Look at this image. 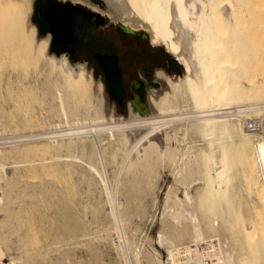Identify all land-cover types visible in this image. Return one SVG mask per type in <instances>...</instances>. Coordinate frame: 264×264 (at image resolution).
<instances>
[{
    "label": "bare ground",
    "instance_id": "6f19581e",
    "mask_svg": "<svg viewBox=\"0 0 264 264\" xmlns=\"http://www.w3.org/2000/svg\"><path fill=\"white\" fill-rule=\"evenodd\" d=\"M72 1L90 7L97 17L100 13L102 22L109 18L123 19L122 16L128 14L133 24L138 23V27L145 29L153 46L163 47L181 65L183 74L172 77L157 69L154 77L161 90L159 93L156 89L148 90V110L142 111L144 107H140L134 99L129 102L128 117H119L115 121L114 111L106 106L103 97L89 93L91 87L100 92L101 84L96 85L91 71L83 63L74 62L69 52L65 53L59 45L61 41H69V22L60 19V15H65L64 7L58 9L55 1L40 0L36 11L33 0H0V56L2 58L8 51L10 57H19L21 67H37L33 82L27 85L38 81L42 87H47L42 89L43 97L53 93L55 104L50 108L55 109L57 117L55 124L49 125L47 130L14 137L22 138L23 141L19 142L23 143L46 141V149L63 147L66 152L79 151L82 157L79 159L86 171L101 186L100 193L105 198L103 205L108 206L106 213L114 224L113 230L120 243L118 247L116 245V250L123 264H235L233 250L227 252L226 242L223 244L216 236L223 228L229 229L231 237L234 235L233 242L242 252L237 264H260L264 259V136L247 130L245 120L254 114L260 115V119L264 116V42L260 41L264 39V0ZM35 12L40 28L32 20ZM126 19L124 23L127 24L130 20ZM138 24L130 26L135 28ZM5 57L2 59L5 60ZM25 70L11 74L14 82L18 77H26ZM11 75L9 80L13 79ZM11 83L8 81L7 85ZM90 116L93 117L90 125L79 121ZM261 131H264L263 122ZM170 132L173 133L171 136H181L179 145H184L183 149L170 147ZM19 142L0 143L1 146L13 145L8 146L5 152L0 148V155L4 153L3 156L12 157L35 150L27 146L24 152H20L15 145ZM104 142L108 153L103 148ZM68 154L65 157L71 162V158L75 157ZM166 159H170L177 177L186 180L194 175V178L181 185V192L178 187L180 196L168 191L164 199L163 212L160 213L163 221L156 239V244L166 255V262H163L158 251L152 249L147 252L145 249L146 252H140L134 241L127 238V219L123 218L122 210L127 205L123 201V191L129 189L132 179L138 176L139 167L163 163ZM45 165L48 167L42 163L32 167V170L41 168L40 171ZM234 166L241 167L240 183L252 197L250 203L242 204L244 208L239 200L232 198L235 177L231 168ZM30 168L24 166L14 170V173L23 175ZM53 168L58 169L56 166ZM38 185L28 177L20 182L8 179L4 165L0 164V216H7V220L11 214L14 216L13 213L23 214L38 201H52L53 190L49 187L39 189ZM192 187L195 188L194 193ZM72 203L75 210L74 215L71 214L73 222L63 226L66 224H62V219V226L57 225L61 227L56 228L54 237L52 235V243L49 245L48 241L45 244L58 246L55 250L51 249L52 253L60 252L70 241L85 236L86 228L80 221L81 197L77 195ZM68 205L65 204L64 208L72 207ZM63 206L61 209L65 211ZM17 217L19 219L15 224L18 231L24 230L19 238L20 245H33L34 248L21 251L22 259L11 258L9 264H33L34 249L39 253L43 247L39 242L40 245L28 243V239H36L38 220L37 225L35 218ZM45 250L43 255L49 256L44 254ZM60 253L54 264H70L69 254ZM0 264H5L1 251Z\"/></svg>",
    "mask_w": 264,
    "mask_h": 264
},
{
    "label": "rangeland",
    "instance_id": "374dc122",
    "mask_svg": "<svg viewBox=\"0 0 264 264\" xmlns=\"http://www.w3.org/2000/svg\"><path fill=\"white\" fill-rule=\"evenodd\" d=\"M39 1L40 0H33V3L35 2L34 8L36 11L39 7ZM52 1H55V4L57 5L59 4L64 7L65 16L70 17L71 15H75V17L72 19V22L68 20L69 27H70V31H69L70 42L66 43V42L61 41L59 42V45L64 49L65 53L68 52L69 51L68 49L70 48L72 50L71 59L74 62L83 63L84 66L91 71L93 80H95V83H97L96 85L101 84L100 86L102 87L100 88V92L98 91L99 93L97 92V89L94 87L95 85H93V87L96 90L92 89L91 87L89 89V93L93 94L94 92L95 94H97L96 96L101 97V98L103 97V100H104L103 102L106 103V106L109 109L110 108L113 109L114 114L116 116V119L114 117L115 121H117L119 117H122V118L128 117V105H129V102H131L130 98L132 97V95H134V99H136L138 105L140 107H144V110L142 111L148 110V100H147L148 95H149L148 90L150 91V89H156L158 93L161 90V87L157 84V81L155 80V77H154V73L151 70L149 71L148 81L144 85V88L139 87L136 89L137 90L136 92L131 91L132 94H129L125 98L123 106L118 107L108 92V89L104 82V77H103L102 72L95 67L94 62L90 58L86 60L83 58V56H86L87 54L91 55L94 51H96L95 46H93L94 47L93 51H91L87 47L90 41L100 42V44H102L101 46H104V47L109 45L111 47V50H113L115 53H118L120 55V59L118 63L122 67V73H123L122 81H123L124 86L128 87L130 82L134 84L135 78L140 75L139 72L141 70H144L145 68V62H143V59L145 58L144 54L145 56L151 55L152 53H154V50L156 48H160L164 50L165 52L166 50L161 46H153L149 41V35L145 31V29L142 26L138 27L140 26V24L135 23L138 25H136L135 28H131L130 25L131 24L135 25V24H133V22L131 21L130 19L131 17L130 18L129 16L127 17L128 14H126V16L125 15L122 16L123 19L118 18V17L116 19L109 18L106 22H102L100 19L102 15L98 13V17L100 16L98 18L97 16L92 14V9L90 7H87L82 4H75L72 0H52ZM57 5H55V7ZM35 16H36V12L34 16H32V20L36 24V26L40 28V24L36 21ZM124 17L125 19L129 18L128 20H130L127 22V24L124 23V20H125ZM58 23L61 24L60 22ZM119 29H121L122 31L124 30L126 31L122 33L120 32ZM74 33H77L76 34L77 36ZM42 35L43 34L40 33L41 37ZM261 40L262 42H264V39H260V41ZM66 46H68V48ZM6 50H8V48ZM124 50L126 51L124 52ZM97 51H102V49L99 47ZM1 53L3 52L1 51ZM5 53L8 54L7 56V54L3 53L4 55L2 56V58H4L5 56L8 57V58L5 57L6 58L5 60H3L0 56V58L2 59V60L0 59V136L3 137L2 138L3 141L0 143H4V142L8 143L9 141L19 142V140L23 141L22 138L20 139L16 137L22 136V135H29L31 133L47 130L49 125H54L55 122L57 121L55 109L50 108V105L55 104V101L53 99L54 98L53 93L43 97L42 89L44 88L46 89L47 87H45V85H43L44 87H42L38 81L37 83L32 84L31 86L27 85V83L33 82V76L36 72L37 67L36 66L34 67L33 65H28L26 67L24 65L23 67H21V65L18 63L19 57L14 58V56H11L13 59H15L13 60L11 59L8 51L7 52L5 51ZM172 59L176 61L173 57ZM155 61L157 63H161L162 59L156 58ZM176 63L180 65L177 61ZM22 69L26 71L25 72L26 77L25 78L18 77L17 79H15V82H14V78L11 74H13V72L20 73L22 72ZM182 74H183V68L181 67V72L179 73V75L170 74V76L175 77V76H181ZM9 75H11L13 79L9 80L8 79ZM8 81L10 83L12 82L10 86L7 85ZM140 93L142 94L141 95L142 101L139 100ZM46 117L48 119H46ZM253 117L260 119V115L254 114V115H251L250 118H253ZM261 120L263 122V128H264V116L261 117ZM79 121H81L82 123L86 125H90L91 123H93V117L91 116L86 117L85 119H80ZM263 132L264 131H260L259 135L264 136ZM172 134L173 133L170 132V136ZM25 139L26 138H24V140ZM180 140H181L180 135L171 136V139L169 141V145L171 144L170 147L175 150L183 149L184 145H179ZM34 143L35 144L19 142L15 144L16 146H18L17 150L20 152H24L27 146L34 147L35 150H30V152L28 153L18 155V156H12V157L3 156L4 153H2L0 155V164L4 165V170L6 172L7 178L14 182H18V181L20 182V180L22 181L26 177H28L31 180L38 182L40 184V186L38 185L39 189L41 188L44 189L46 187L47 188L49 187V189L53 190V193L50 196L52 198V201L50 199L44 200V202L42 201L43 203H41V201H38L37 205L32 206V208H27L26 209L27 211L23 212V214L22 212L20 214L13 213L14 216L11 214L12 216L11 215L8 216L10 224L8 223V219L5 220L7 216L4 217V215H1L4 219L0 216L3 219V224H1L2 233L0 232L1 234L0 251L2 253V261L5 264H9V261L11 260V258L12 259L16 258L15 260L22 259V252L25 249H30L33 246V245H28V247L27 246L23 247L22 245H20L21 242H19V238L23 234L24 230L18 231V228H17L18 226L16 225L19 219V217H17L18 215L20 216V218L24 216V218L26 219L27 217L28 220L29 218H31L32 220H34L33 218H35V222L38 220L37 222L39 223V226H40V227L38 226L39 231L37 230L38 232H36L37 233L36 239H31V240L28 239V243H35V242L38 243L39 242L40 244H42L41 246H43L42 248L39 249V253H37L38 252L37 249H34L33 255H32V259L34 261L33 264H37V263L38 264H54L56 263L55 259L60 257L59 256L61 255L60 252H66L67 254H69L70 264H74V263L75 264H95V263L96 264H116V263L123 264L121 261L122 259L120 258V254L116 250L117 249L116 245L118 247L119 246L118 244L120 243L118 242L119 239H117L118 236L113 230L114 224L107 215L108 206L103 205L105 202V198L103 195L101 196L102 194L100 193L101 186L99 185V182H97L98 180L97 179L93 180V178L89 175V172L86 171V168L81 163L82 160L79 159V157L81 156L79 151L71 150L70 152H66L63 147H60L56 150L46 149L47 148L46 141H43L41 143H38V142H34ZM104 143H103V148L106 149L107 144L106 142ZM196 144H198V142ZM2 145L3 146L0 145L2 152H5L8 146H13L12 144L11 145L2 144ZM105 152L108 153V150L106 149ZM67 153H70L71 157H75L76 159L77 158L78 159L74 160L75 158H71L72 160L70 162V159H67L65 157ZM28 163H31V164H28ZM42 163L47 164L48 167H46L45 165V168L40 171L39 169L41 168L34 169L37 172L32 170L33 169L32 167L39 166ZM62 163H64V165H62ZM69 163H70V166H69ZM76 163H78L79 165ZM24 166L31 167L30 169L32 171L30 170L31 171L30 172L29 170H27L26 172L28 175L26 173L23 175L21 173H18V174L14 173V170L22 169ZM41 166H44V165H41ZM55 166L58 169L55 170V168H53ZM240 168H241L240 166H234L231 168L234 174V177H235L233 180L232 198L233 200L235 199L234 201L239 200L241 207L244 208L242 204L250 203V201L252 200V197L251 195H248L246 193L244 185H241L240 183V179H241V174L239 172ZM62 169L63 170L65 169V171H61ZM60 171L61 173L59 174ZM68 173H69V176H68ZM62 176L64 179L62 178ZM71 176L74 179H72ZM88 177L89 179H87ZM76 178L77 180L75 181ZM84 178L85 180H83ZM193 178H194V175L188 176L186 180H182L179 177H177L175 168L171 165L170 159H166L165 162L163 163L157 162L154 164H146V165L144 164L142 165V167H139L138 176L132 179V181L130 182L129 189L125 188L123 191V194H124L123 201L127 203L125 207L128 208L130 213H128L127 209L124 207L122 210V216L123 218L127 219L125 230H128V232L125 231L126 236L129 240L132 239L134 241L135 246L139 247L140 252H146V251L151 252L150 250L154 249L155 251H158L162 255V258H161L162 261L166 262L165 252L162 249H160L158 245L156 244L157 243L156 239L158 235L157 233H159V231L161 230L160 227L162 226V221H163V219L161 218L162 215L160 213L163 212L162 207L164 205V201H165L164 199L168 191H171L173 195L180 196V192L183 189L182 186L189 183V181L192 180ZM140 179L142 180V182ZM44 181L46 184L43 183ZM86 181H88L89 184L88 183L86 184ZM138 182H140L141 185ZM80 185H83V186H80ZM78 188H80L79 191H78ZM178 189L180 192L178 191ZM194 189L195 188L192 187L193 193H194ZM65 194H66V197H64L65 199L64 200L63 196H65ZM55 195H56V199H55ZM77 195L81 197L80 221L82 223L81 222L80 223L82 224V226L85 225V227L83 226L84 228H86L85 236L84 238L80 237V238H77L76 240H73L72 242L71 241L69 243L67 242L68 243L66 244L67 247L64 245L63 248L60 249L61 250L60 252L53 251L52 253V250L53 249L55 250V248L58 246H54V245L45 246V244L46 242L48 243V241H49V245L52 243L51 240L55 236L56 228L61 227L62 224H66L63 226H67L68 224L70 225L73 222L72 216L74 215L75 210L73 208V203L71 204V202L74 201V198ZM60 199L62 200L61 202H60ZM63 201H64V204H63ZM60 203H62V205L59 207ZM101 203L103 206L101 205ZM42 204L46 207H43ZM65 204L67 207L69 206L68 204L72 205V207L70 206V208H72L71 209L72 211L70 210V208L68 209L67 207L64 208ZM62 206L64 209H66L65 211L61 209ZM46 209L47 210L49 209V210L47 211ZM60 209L62 210V214L60 212L61 211ZM57 210H60V211L57 212ZM42 211H44L43 213H45L46 215H44ZM49 214L51 216H49ZM127 214L129 216H127ZM58 217L59 218L61 217V219H59ZM53 219H54V222H53ZM56 219H58V221ZM62 219H63V223H62ZM48 220H51L52 223H54L55 225H52L51 221H48ZM6 221L8 223V226H7ZM37 222L36 224L38 225ZM45 222H47L48 225ZM40 223H42V226H44V224L45 226L47 225V227H42ZM14 224L16 225V228ZM57 225H61V226H57ZM50 229H52V231H50ZM107 230L109 232H107ZM228 230L227 228L226 229L223 228L219 231L218 234H216V236L220 239V241L223 244L226 242L225 243L226 248L225 247L224 248L227 250V252H230L233 250L234 256H235L234 257L235 264H237L239 259L242 258V252L241 250H238L240 248L237 245V243L233 242L234 235L233 237H231L232 234ZM2 236L4 237L3 238L4 240L1 239ZM223 237H226V238L224 239ZM144 240L147 242H145ZM24 241H27V239H25ZM75 241L78 243L74 244ZM17 242H19L18 243L19 245L17 244ZM70 243H72V246ZM68 245H70L72 248ZM22 247L24 248L23 250H22ZM134 247L132 248V250H134ZM45 248L49 251L45 250ZM18 249H21V250H18ZM44 250L46 252L44 254L45 255L48 254L49 256L43 255ZM72 252L74 253L72 254ZM50 260H54V261L50 262ZM70 261L71 262L74 261V263L73 262L71 263ZM119 261L121 263H119ZM21 263L22 262H20V264ZM260 264H264V259L261 260Z\"/></svg>",
    "mask_w": 264,
    "mask_h": 264
},
{
    "label": "water",
    "instance_id": "95a60500",
    "mask_svg": "<svg viewBox=\"0 0 264 264\" xmlns=\"http://www.w3.org/2000/svg\"><path fill=\"white\" fill-rule=\"evenodd\" d=\"M58 9L63 7L61 5H57ZM75 17V15L68 16H62L60 15V19L64 21H71ZM126 31V30H124ZM95 58L98 61L99 66L102 68L104 72L105 77V84L108 89V92L114 100L121 101L123 97V90L121 88L120 78H121V72L120 68L117 66V59L114 54L112 55H99L95 56ZM103 63L104 65H102ZM107 69V70H106ZM153 83V82H152ZM132 101H135L134 99Z\"/></svg>",
    "mask_w": 264,
    "mask_h": 264
},
{
    "label": "flooded vegetation",
    "instance_id": "af4514ba",
    "mask_svg": "<svg viewBox=\"0 0 264 264\" xmlns=\"http://www.w3.org/2000/svg\"><path fill=\"white\" fill-rule=\"evenodd\" d=\"M75 35L77 34V33H74ZM77 36V35H76ZM68 42H70V37L68 38ZM67 48H68V46H66ZM63 49V48H62ZM64 50V49H63ZM69 51V54L71 55V49L69 48L68 49ZM65 52V51H64ZM68 52H66V53H68ZM112 54H114L118 59H119V57H120V55L118 54V53H115L113 50H111V51H99V52H97V51H95V52H93L91 55H89V54H87L86 56H83V58L84 59H86V60H88L89 58L94 62V65H95V67L98 69V70H100L101 72H102V74H103V77H104V72H103V70H102V68L99 66V64H98V61H97V59L95 58V56H101V55H112ZM117 66L122 70V67L117 63ZM122 73V72H121ZM139 76H137L136 78H135V82H134V84H132V82H130L129 83V86L128 87H125L124 86V84H123V81H122V76H123V73H122V75H121V78H120V83H121V88H122V90H123V97H122V99H121V101H118V100H114L113 98V100H114V102H115V104L118 106V107H122L123 106V104H124V101H125V98L129 95V94H132L131 93V91H137L136 89L137 88H139V87H143L144 88V85L147 83V81H148V74H149V71H147L145 68H144V70H141L140 72H139ZM142 76V77H141ZM104 82H105V77H104ZM134 99V95H132V97L130 98V101H132Z\"/></svg>",
    "mask_w": 264,
    "mask_h": 264
},
{
    "label": "crops",
    "instance_id": "0c3cea01",
    "mask_svg": "<svg viewBox=\"0 0 264 264\" xmlns=\"http://www.w3.org/2000/svg\"><path fill=\"white\" fill-rule=\"evenodd\" d=\"M156 58H161L162 62L157 63ZM143 62H145V69L147 71H152L155 73L157 69L162 70L165 74L169 75L164 69H168L172 72V74H179L181 72V68L176 64L171 56H168L166 52L160 48H156L154 53L148 55L144 58ZM148 68V69H147Z\"/></svg>",
    "mask_w": 264,
    "mask_h": 264
},
{
    "label": "built area",
    "instance_id": "2783aa9c",
    "mask_svg": "<svg viewBox=\"0 0 264 264\" xmlns=\"http://www.w3.org/2000/svg\"><path fill=\"white\" fill-rule=\"evenodd\" d=\"M262 127V120L259 118H249L245 120V128L251 132H260ZM0 136V142L3 141Z\"/></svg>",
    "mask_w": 264,
    "mask_h": 264
},
{
    "label": "trees",
    "instance_id": "16d2710c",
    "mask_svg": "<svg viewBox=\"0 0 264 264\" xmlns=\"http://www.w3.org/2000/svg\"><path fill=\"white\" fill-rule=\"evenodd\" d=\"M120 30V32H122V33H124V31H122L121 29H119ZM102 44H100V42H94V41H90V43L87 45V47L91 50V51H93V49H94V47L93 46H95V48H96V51H97V49L100 47L101 49H102V51H111V47L109 46V45H107L106 47H104V46H101ZM98 47V48H97ZM126 50H124V52H125ZM95 52V51H94ZM97 52H99V51H97ZM167 54V53H166ZM168 56H170L169 54H167ZM123 56H125V55H123ZM144 57H146L145 56V54H144ZM116 59H117V63H118V61H119V59H120V57H119V59L116 57ZM144 60V59H143ZM174 61V60H173ZM175 63H176V61H174ZM119 64V63H118ZM177 64V63H176ZM180 68H181V65H178ZM169 75L170 74H172V72L171 71H169L168 69H164ZM120 72H122V70L120 69ZM121 75H122V73H121ZM179 75V74H178Z\"/></svg>",
    "mask_w": 264,
    "mask_h": 264
}]
</instances>
